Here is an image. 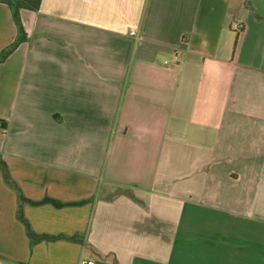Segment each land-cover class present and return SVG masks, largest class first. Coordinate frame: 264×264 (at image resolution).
Segmentation results:
<instances>
[{
    "label": "crops",
    "instance_id": "obj_1",
    "mask_svg": "<svg viewBox=\"0 0 264 264\" xmlns=\"http://www.w3.org/2000/svg\"><path fill=\"white\" fill-rule=\"evenodd\" d=\"M264 0H41L0 62V264H264ZM240 25L239 31L233 23ZM237 36L236 43L235 37ZM16 36L0 2V51Z\"/></svg>",
    "mask_w": 264,
    "mask_h": 264
},
{
    "label": "trees",
    "instance_id": "obj_2",
    "mask_svg": "<svg viewBox=\"0 0 264 264\" xmlns=\"http://www.w3.org/2000/svg\"><path fill=\"white\" fill-rule=\"evenodd\" d=\"M41 0H0V2L5 3L8 5L12 19L16 26V36L14 40L4 47L0 51V62L3 61L15 48L16 46L25 40L26 33L24 31V28L22 26V22L19 15V10L21 8H26L30 10H37L40 5ZM256 18H264V16H260L259 14L255 13ZM237 36L235 37V42L237 40ZM1 122V121H0ZM0 175L2 177L3 182L11 188L15 194H16V200H17V206H16V217L24 226V231L26 236L29 240V245H33L36 242L42 241V240H58V239H73L75 235H65V234H48V233H39L36 232L28 219L25 217L23 213V206L25 203H29L31 205H39L42 203H51L55 207H61L64 205H76L79 203L85 202V200L82 201H73V202H61L57 199L45 196L40 200H32L28 197H26L17 183V181L12 177L10 170L8 168V165L6 164L5 160L2 157V154L0 153ZM19 264H22L19 262Z\"/></svg>",
    "mask_w": 264,
    "mask_h": 264
},
{
    "label": "built area",
    "instance_id": "obj_3",
    "mask_svg": "<svg viewBox=\"0 0 264 264\" xmlns=\"http://www.w3.org/2000/svg\"><path fill=\"white\" fill-rule=\"evenodd\" d=\"M232 26L236 31H239L240 29L239 24L234 22ZM76 264H94V261L92 259H86V258L80 257Z\"/></svg>",
    "mask_w": 264,
    "mask_h": 264
}]
</instances>
